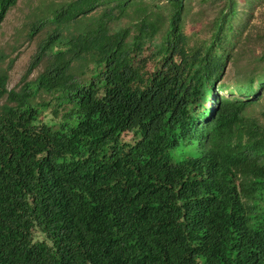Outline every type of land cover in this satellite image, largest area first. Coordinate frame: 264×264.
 <instances>
[{
	"label": "trees",
	"instance_id": "obj_1",
	"mask_svg": "<svg viewBox=\"0 0 264 264\" xmlns=\"http://www.w3.org/2000/svg\"><path fill=\"white\" fill-rule=\"evenodd\" d=\"M215 1L201 37L174 0L158 42L116 28L135 0L31 11L15 89L0 49V264H264L262 0Z\"/></svg>",
	"mask_w": 264,
	"mask_h": 264
},
{
	"label": "rangeland",
	"instance_id": "obj_2",
	"mask_svg": "<svg viewBox=\"0 0 264 264\" xmlns=\"http://www.w3.org/2000/svg\"><path fill=\"white\" fill-rule=\"evenodd\" d=\"M64 0H19L17 6L6 16L0 29V49L7 55L6 64L14 60L9 72V89L19 86L26 73L31 56L34 54L39 37L32 41L26 37V26L30 21L28 16L42 2H59ZM183 25L184 32L188 36L205 35L208 26L215 19L222 3L215 0H184ZM255 18L252 22L257 23L259 31L264 33V17L256 19L260 13L264 15V0L254 6ZM174 10V0H135L132 7L126 12L123 20L116 28L127 27L130 24L147 18L149 22L158 26L159 34L155 42H158L161 33L166 27L167 20ZM90 66V58H83L75 63L73 67L85 69ZM39 71L34 72L30 79H35ZM262 102L264 103V91H262ZM129 137H125L128 140Z\"/></svg>",
	"mask_w": 264,
	"mask_h": 264
}]
</instances>
